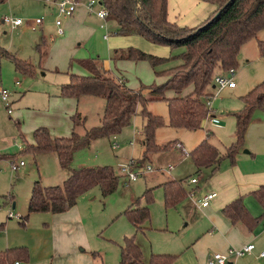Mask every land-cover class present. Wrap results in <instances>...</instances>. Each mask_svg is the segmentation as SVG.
Wrapping results in <instances>:
<instances>
[{
    "label": "rangeland",
    "instance_id": "rangeland-1",
    "mask_svg": "<svg viewBox=\"0 0 264 264\" xmlns=\"http://www.w3.org/2000/svg\"><path fill=\"white\" fill-rule=\"evenodd\" d=\"M86 1L79 0V3L82 5ZM169 3L173 10L175 5L180 8L179 15H175L176 22H172L187 27L200 24L216 8L213 3L207 4L206 8L198 10L196 18L190 20L188 5L181 6L182 2L179 0H169ZM192 8L197 10V7ZM55 14L54 6L40 0H5L0 3V48L11 55L0 57V88L10 92L11 102V113L8 114L0 100V156H4L0 159V225H3L0 226V253L8 247L22 245L28 251V259L20 258V264H118L119 246L125 237L132 236L133 240L145 239L152 253L172 254V261L176 258L177 264H194L193 250L190 247L185 249V246L200 233L205 222L199 218L201 207L193 204L192 200L196 199L192 193L191 197L188 193L196 190L193 194L195 197L199 195V191L202 192L205 179L201 174L203 170L205 174L209 170L202 168L197 173L193 172L195 167L188 152L198 141L195 138L203 137L204 127L188 130L169 126L166 103L162 100L145 103V109L158 116L162 122L154 129L153 142L159 147L166 145L165 148L151 151L144 163L137 165H148L151 170L130 180L118 168L129 160L141 158L144 151L143 119L140 114L141 106L137 104L135 113L126 126L112 136L91 140L87 147L74 153L71 163L72 168L110 166L118 175V183L113 192L101 196L98 188H90L78 197L68 220L56 219L55 217L60 216L50 212H32L25 224H21V218L16 217L27 214L28 199L35 181L38 180L42 186L57 185L62 184L66 177V172L59 167L54 153L37 154L33 157L27 150V146L33 143L34 129L44 126L53 135L68 136L71 131L70 115L76 106L80 115L85 117V128L99 123L104 104L102 97L82 96L76 105L72 97L59 96L60 85L68 82L70 73L86 74L80 60H94L104 66V61L110 57L113 48H137L133 45L113 46L117 40L136 36L111 35L110 25L98 19L94 13L88 14L83 25L72 24L70 28L66 25L69 18L72 19L71 16L62 17L64 33L58 36ZM4 17L20 18L22 23L15 26L4 22ZM37 17L42 18L41 29L37 25L31 27V22ZM104 34L107 38H103ZM257 40H264V30L259 31L256 38L243 43L236 54L231 79L240 86L243 80L254 74L250 72L251 66L253 67L254 61H258L255 59L261 57ZM37 44L41 48L39 52ZM182 49L166 47L165 56L177 54ZM243 54L246 55L243 57ZM12 57L27 62L29 70H17ZM109 68L113 74L119 72L125 79V84L132 89H138L140 83H159L158 77L154 76L146 61L131 62L121 67L111 64ZM219 71L216 70L217 73ZM240 71L245 73L243 77ZM220 73L226 75V71ZM256 84L250 85L251 88ZM213 92V101L220 107L227 99L223 97L227 91L224 87L219 91L213 89ZM78 131L83 133L81 128ZM211 139L213 136L208 137V141L212 143ZM112 143H116L117 147L112 148ZM174 143H179L187 154L184 155L183 150L180 152ZM20 160L24 164L13 170L11 161L18 163ZM168 165H172V168L166 172ZM155 168H159L161 172L153 171ZM190 176L198 180L196 189L194 185L187 184ZM166 178L180 179L186 196L176 205L165 208L162 190L157 181ZM146 188L151 189L148 196L143 194ZM202 194L205 192L200 196ZM10 197L13 198L11 201ZM135 199L148 210V219L142 229H136L123 214ZM185 205L192 209L189 213ZM9 212L15 216L8 217ZM263 221H258L250 231V235L254 236V249L239 258L232 257V264H264ZM261 251L263 256L259 255Z\"/></svg>",
    "mask_w": 264,
    "mask_h": 264
},
{
    "label": "trees",
    "instance_id": "trees-1",
    "mask_svg": "<svg viewBox=\"0 0 264 264\" xmlns=\"http://www.w3.org/2000/svg\"><path fill=\"white\" fill-rule=\"evenodd\" d=\"M5 0H0V3ZM106 9L105 24L111 27L110 34L115 36H138L148 42L169 48L182 47L174 55L157 56L145 53L138 48H113L109 61L132 62L146 61L155 77L163 76L159 83L139 84L132 89L125 84L119 72L104 68L94 60H80L86 74H69V80L59 87V96L102 97L103 108L98 125L84 128L85 117L75 111L71 116L72 130L68 136H53L48 128L37 127L33 131V143L27 146L33 157L37 154L54 153L58 165L66 172L62 184L42 186L37 180L33 183L27 205V214L20 216L25 224L32 212L60 213L74 206L82 193L92 187L98 188L101 196L113 192L118 183V175L107 165L72 168L74 153L87 147L91 140L109 137L126 126L139 104L143 119V146L141 158L129 160L132 165L144 163L151 151L160 150L153 142L154 129L161 125V119L145 109L147 101L162 100L166 103L168 125L173 128L194 130L201 126L207 113L211 96L209 89L216 70L221 72L236 65L235 57L239 47L250 39L256 38L264 30V0H205L216 5L215 10L202 23L187 27L170 22L166 18V0H98ZM40 44V43H39ZM37 44L38 52L41 48ZM259 54L264 59V40H257ZM10 53L0 48V57ZM17 70L28 71L25 61L12 57ZM31 69V67H30ZM117 70L116 68H114ZM120 75V76H119ZM242 107L231 113L234 118V140L223 151L208 141L200 140L189 152L195 173L202 168L214 172L221 160L233 163L234 156L243 143V136L251 113L264 102V78L241 97ZM81 128L83 133L78 129ZM8 158V156H6ZM4 156H0V159ZM14 162V161H11ZM162 190L163 205H176L186 196L180 179H168L159 184ZM150 188L143 192L148 196ZM258 204H264V186L252 191ZM13 198L10 197V201ZM12 207L14 203L12 201ZM232 223L241 221L251 231L258 217L245 215L241 197H237L220 209ZM126 218L136 229L148 219L146 206L135 199L123 211ZM3 226V225H0ZM174 255L168 253H149L142 257L141 249L133 237H125L119 246L118 264H171ZM28 259L24 246L8 248L0 253V264Z\"/></svg>",
    "mask_w": 264,
    "mask_h": 264
},
{
    "label": "crops",
    "instance_id": "crops-1",
    "mask_svg": "<svg viewBox=\"0 0 264 264\" xmlns=\"http://www.w3.org/2000/svg\"><path fill=\"white\" fill-rule=\"evenodd\" d=\"M40 1L48 4L49 6H54L56 10V7L53 3H48L46 0H40ZM179 1L182 2L181 6L182 4H186L188 5V7H190V15L188 16L190 20L196 18V16L199 13L198 11L199 9H204L206 8L207 4H210V2L207 3L208 1L205 0H179ZM79 4L80 5L77 7L75 13L71 15L72 19L70 20L69 18V21L67 22L66 26H68V28H70L72 24L75 26L83 25L85 23L86 18H88L89 16L88 14L91 13L86 11V8L84 6L85 3H83L82 5L81 3ZM192 7H197V10H195ZM179 12H180L179 6L175 5V10H173L171 8V4L169 3V0H166V18L168 19V21L170 22L175 21L177 17L175 15L176 13L177 15H179ZM63 17H70V16H63ZM102 21L105 23L104 20ZM37 26H39L41 29L42 23L38 24ZM62 35L63 34L58 36H62ZM103 38H107V36L104 34ZM142 40L143 39L142 38L140 39V37L138 36L132 39H125V40L120 39L115 41L113 43V46L124 47L126 45H133L143 51L152 54L161 55V56L166 55L165 46L152 44L147 40L146 41L145 40L142 41ZM241 46L239 47L238 51L240 50ZM245 55L246 54H243V57ZM255 60L258 61H254L253 67L251 66L250 72L254 74L250 78L243 80L244 82L241 84V86L240 84H237L236 82L233 81L234 82L233 87H227V86L225 87L227 94H225L223 97L227 99L222 103L220 107L215 100L213 101L214 99L213 89H215V87L213 86V84L211 85L209 89V92H211V96L207 104L208 105L207 112L212 117V120L210 121L208 119L206 120L204 119L201 122L200 127H202V129L204 127L203 137L201 136L198 139L196 137L195 141L197 140L198 141L195 142L194 146L204 137H207L208 139L209 136L210 138H212L213 136V139H211V141L213 140L212 143L218 148L220 152H223L233 142L234 118L231 115V113L237 111L242 107L243 103L240 97L251 88L250 85L254 83L256 84L264 77V60L260 56L259 59H255ZM131 62L132 61H128V60H119L115 62V64L121 67ZM110 65L111 63L108 58L107 60L104 61V68H109ZM220 72L221 71H219L218 73ZM239 73L242 77L245 74L243 71H240ZM158 79H159L158 82H161L163 80V76L158 77ZM81 97H79V99ZM79 99L78 100L75 99L76 105L79 103ZM75 111H78L77 106L74 112ZM257 111L258 112L260 111V113L257 114ZM71 130H72V123H71ZM51 135L53 134L51 133ZM194 146H192L191 149ZM179 150L181 152L180 148ZM244 150H246V152ZM168 166H171L170 169L172 168V165H168ZM158 169L159 168H155V170L153 171L161 172V170ZM170 169L165 171L168 172ZM205 169L206 171L209 170L208 168ZM193 172H195V170ZM201 177L205 179L202 186V192L203 191L205 193L214 192L215 195L213 198L209 200L208 204L205 207H201L199 209V218L200 220H203L205 222V226L202 228L200 233L194 238V240L188 246H185V249L187 247L192 248L194 254V260H195L194 264H205L206 258L214 251L224 252L226 249L232 246H234V248H237L246 243H252L253 241L252 237L254 236L250 235V231H247L246 226L242 224L240 220L235 223H232L220 211V209L224 205H226L233 199L237 197H241L245 210V215L250 217H258L259 218L258 221L264 220V204L263 205L258 204L255 198L252 196V191L258 189L260 186H264V102L262 104V107H259L255 111H253L250 121L248 122L244 132L242 146L235 154L233 163H229L226 159H223L219 162L218 167L214 172L211 173L209 171V173L205 174V171L203 170V174H201ZM191 178L194 177L190 176L187 179V184L191 186L194 185L193 187L196 189L198 180L195 178V182H190ZM168 179H172V178L158 180L157 185ZM193 187L191 188L193 189ZM194 191L196 190L191 191V193L193 198L195 199H199L203 195L202 194L200 196L202 192L199 191L198 196L200 197L199 198L198 196L194 197L193 195ZM192 201L193 204H195L194 203L195 200ZM184 207L186 208V211H188V213L192 210L190 207H187L186 205ZM74 208L75 206H72L70 207V209L68 208L66 211L60 213H53V214L60 216V217H55L56 219L65 218L68 220L69 214H71V210H74ZM73 216L75 217V214ZM16 217H20V216H16ZM54 220L55 219L53 218V221ZM144 225L145 223L142 225V227ZM242 227L245 230L242 229ZM134 241L141 249L142 257L146 258L148 254L151 253V250L149 248V245L146 243L145 239L142 241L135 239ZM183 245L184 244H182V247ZM172 264H177L176 258L174 261H172ZM230 264H232V261Z\"/></svg>",
    "mask_w": 264,
    "mask_h": 264
},
{
    "label": "built area",
    "instance_id": "built-area-1",
    "mask_svg": "<svg viewBox=\"0 0 264 264\" xmlns=\"http://www.w3.org/2000/svg\"><path fill=\"white\" fill-rule=\"evenodd\" d=\"M48 3H53L56 6V16H55V26H56V34L61 35L63 34V28H62V21L60 17L63 16H71L73 13L76 11L78 5H79V0H46ZM86 11L94 13L98 18L104 20L106 17V9L101 5V3L98 0H87L84 4ZM4 22L11 23L12 25H19L22 23V20L20 18H9V17H4L3 18ZM42 23V18H35L34 21L31 22V27L34 28L35 25L41 24ZM233 74V69L229 68L226 70V75L223 73H217L212 77V82L213 86L215 87L216 91L220 90L223 87H233L234 82L231 79V76ZM9 94L10 92L7 89L0 88V100L3 102L6 111L8 114L11 113V108L10 104L11 102L9 101ZM205 120H212V117L208 114V112L205 115ZM19 147H22L21 143H18ZM112 148H116L117 145L116 143H112ZM176 147H179L181 150L183 148L179 143H175ZM183 154L186 155L187 153L183 150ZM24 162L20 160L18 163L16 162H11V168L13 170L18 169L19 166L23 165ZM171 166L166 167V171L170 169ZM119 171L121 174H125L128 179L134 180L137 175H143L146 173V171L151 170V168L146 165V166H135L132 165L131 161H128L127 164L125 165H119ZM153 170V169H152ZM159 170V169H158ZM190 182H195V178H191ZM189 196H191V192L188 193ZM214 192H207L203 194L199 199H196L194 203L198 205L199 207H205L209 200L214 197ZM9 217H13L11 212H9ZM253 249V244L252 243H246L240 247L234 248V247H229L226 249L224 252L220 253L217 251L212 252L205 261V264H230L231 263V258H236L240 257L243 255L249 254ZM260 256H263V252H259ZM12 264H20L19 261H14Z\"/></svg>",
    "mask_w": 264,
    "mask_h": 264
},
{
    "label": "water",
    "instance_id": "water-1",
    "mask_svg": "<svg viewBox=\"0 0 264 264\" xmlns=\"http://www.w3.org/2000/svg\"><path fill=\"white\" fill-rule=\"evenodd\" d=\"M246 152V150H244Z\"/></svg>",
    "mask_w": 264,
    "mask_h": 264
}]
</instances>
